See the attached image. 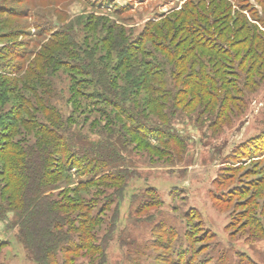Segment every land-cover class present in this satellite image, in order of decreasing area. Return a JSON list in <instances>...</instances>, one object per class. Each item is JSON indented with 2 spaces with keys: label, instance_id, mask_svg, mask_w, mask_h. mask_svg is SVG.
Masks as SVG:
<instances>
[{
  "label": "rangeland",
  "instance_id": "obj_1",
  "mask_svg": "<svg viewBox=\"0 0 264 264\" xmlns=\"http://www.w3.org/2000/svg\"><path fill=\"white\" fill-rule=\"evenodd\" d=\"M187 50L196 55L193 71L181 79L193 72V84L183 87L198 92L201 71L213 89L190 105L183 95L181 112L145 123L146 134L129 133L117 160L122 181L90 187L92 198L81 200L86 232L68 233L79 250L68 264H264V0H0V83L13 92L4 111L35 102L44 81L54 94L49 106L63 121L81 116L86 141L106 138L92 129L94 107L72 113L69 88L85 81L72 70L79 60L101 55L111 69L129 54L139 70L167 71ZM22 66L26 81L18 83ZM27 66L35 76L25 79ZM73 157L60 158L73 167L70 189L83 179L74 170L86 168ZM9 221L0 220V262L36 264Z\"/></svg>",
  "mask_w": 264,
  "mask_h": 264
},
{
  "label": "trees",
  "instance_id": "obj_2",
  "mask_svg": "<svg viewBox=\"0 0 264 264\" xmlns=\"http://www.w3.org/2000/svg\"><path fill=\"white\" fill-rule=\"evenodd\" d=\"M191 22L194 24V21ZM156 31L163 41L167 39L166 32L160 26L156 27ZM146 36L148 38V34ZM144 40L145 37L137 42L143 43ZM130 47L139 49V46L132 44ZM193 56L196 55L187 50L183 58H172L173 65L167 71L139 70L136 57L131 59L129 54L118 56V66L111 69L101 55L95 58L94 54L89 53L85 59L79 60L72 70L84 77L85 81H74L69 88L72 113H78L81 108L80 113L85 116L82 106L94 107L91 111L98 116L93 121L92 129L106 138L98 141L83 138L81 131L86 126L82 124L81 116L69 121L59 118L48 104L54 94L44 81L38 83V89L44 90L43 96H37L35 102H29L24 110L21 104L6 112L1 103L13 92L7 84L0 83V121L6 120V127L0 130V220H10L8 226L17 229L19 240L36 264H68L71 254L79 251L72 245L74 239L68 235L70 231L82 235L86 232L81 211L77 209L83 206L81 200L85 197L92 198L93 190L90 187H111L112 183L122 181L123 173H118L120 162L117 160L121 157L120 151L131 145L129 133L146 134L142 130L145 123L158 120L167 122L181 112L178 106L183 102V95L189 93L191 101L187 105H190L193 99L201 101L207 89H213L205 84L206 78L201 71L197 73L195 83L198 92H189L183 87L193 84V72L181 79L183 71L193 66ZM41 57L46 66L51 59L54 60L52 54ZM156 61L165 63L159 57ZM181 66L180 71L173 69ZM121 67L123 70L116 73ZM39 68L43 70L41 64ZM22 69L23 66L17 70L14 78L18 83L26 81L18 79ZM25 75L35 76L34 67L27 66L22 77ZM88 84L91 86L88 87ZM178 85L182 87L177 88ZM82 89L85 90L83 94ZM94 99L104 107L98 109L94 106ZM64 125H76V128H65ZM60 131L66 133L65 137L59 134ZM148 143L147 148L151 146V142ZM141 145L136 143L135 147ZM66 151L86 167L74 170L83 179L72 189L67 186V180L73 173V167L60 165L62 153ZM97 170L107 173L95 179L99 174ZM56 188H60L59 191L55 192ZM3 247L0 241V250ZM87 253L91 254V249Z\"/></svg>",
  "mask_w": 264,
  "mask_h": 264
}]
</instances>
